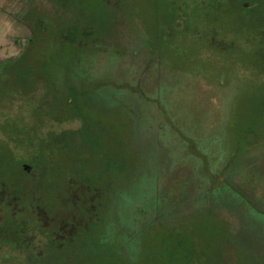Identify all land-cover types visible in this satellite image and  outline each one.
I'll return each mask as SVG.
<instances>
[{
  "label": "rangeland",
  "instance_id": "obj_1",
  "mask_svg": "<svg viewBox=\"0 0 264 264\" xmlns=\"http://www.w3.org/2000/svg\"><path fill=\"white\" fill-rule=\"evenodd\" d=\"M68 1L77 14L91 17L94 24L106 29L103 43L93 46L95 51L88 58L92 61L86 60L90 71L98 75L96 79L94 73L93 80L128 85L136 91L132 99L145 104V108L133 111L125 94L113 104L115 99L107 97L111 95L108 86L103 87L104 97H100L102 88L95 89L85 83L83 74L77 75L81 88L83 84L92 92L89 99L93 98L78 102L91 121L97 122L94 130L102 128L95 133L98 145L82 148L90 155L91 169L100 168V153L111 152L121 158L124 170L111 178L118 187L137 174L145 155H154L157 163L170 166L160 172L163 176L158 186L161 190L169 188L171 197L177 198L188 180L196 189L197 172L205 188L231 182L249 205L264 213V61L257 53L253 30H240L237 14L222 17L195 10L198 15H192L191 8H180L187 15L179 22L169 0ZM53 8L49 0H0V74L7 63L22 56L34 35L35 22L52 17ZM51 46L45 38L29 46V64L47 79L65 60L53 53L56 48L51 51ZM69 57L73 59V55ZM42 92L39 87L34 98L39 99ZM35 102L26 99L11 105L0 101V122L7 124L1 139L27 136L16 133L37 121L32 114ZM136 116L145 122H138ZM42 123L47 126L49 120ZM80 125L77 120L63 124L61 130H75ZM149 135L155 139L163 135L164 142H153ZM9 147L16 159H24L28 151L24 145L9 143ZM235 154L238 157L231 163ZM67 157L65 153L58 157L64 169V164L71 165V161L66 163ZM51 204L55 209V203ZM247 207L243 204L241 210ZM2 213L0 207V222ZM237 216L200 211L172 228H153L133 264H184L186 252L192 255V264H264V227L249 216ZM31 228L29 235L40 236ZM39 239L33 246L43 250V238ZM33 246L20 245L18 249L0 244V264H32L30 256L36 255Z\"/></svg>",
  "mask_w": 264,
  "mask_h": 264
},
{
  "label": "trees",
  "instance_id": "obj_2",
  "mask_svg": "<svg viewBox=\"0 0 264 264\" xmlns=\"http://www.w3.org/2000/svg\"><path fill=\"white\" fill-rule=\"evenodd\" d=\"M169 1L176 13L175 20L181 19L179 22L187 15V11L183 13L180 8H191L192 15H198L195 10H207L222 17L237 14L240 30H253L257 53L264 61V0ZM49 2L54 5L53 16L48 20L45 17L37 19V29L34 28V35L22 56L7 63L0 74V101L11 105L22 104L26 99L38 101L32 106V114L37 121L32 127L21 128V132L16 133L27 136L14 135V138L4 141L1 136L2 132L6 133L7 124L0 122V207L3 209L0 244L9 243L19 249L20 245L33 246L35 239L42 237L44 248L33 246L36 255L30 256L32 264H133L140 256L149 231L163 225L172 228L192 219L200 211L218 215L225 211L235 216H249L258 222L257 225L264 227L263 222L260 224L264 213L249 205L250 202L233 189L231 182L223 183L219 188H205L203 177L196 172L197 188L193 189L192 182L188 180L181 194L177 198L171 197L169 188L161 190L158 186L159 177L163 176L160 172L170 166L163 167L165 162L162 165L157 163L154 155H145L137 174L133 173V177L118 187L112 184L111 178L124 170L121 158L111 152L100 153L101 161L97 164L100 168L97 171L91 169L93 162L82 148L85 145L95 148L98 145L95 133L101 132L102 128L94 130L97 122L91 121L78 102L81 99L91 102L93 98L89 99L92 92L83 84L86 90L81 88L77 75L83 74L85 83L95 86V89L102 88L100 97H104L106 88L103 87L108 86L111 95L107 97L115 99L113 104L124 94L132 103L133 111L145 108V104L132 99L136 91L128 85L102 84L93 80L95 72L90 71L91 64L88 65L86 60L95 51L96 46H93L103 43L106 29L94 24L91 17L77 14L70 8L68 0ZM44 38L52 45L51 51L56 48L53 53L65 58L61 68L48 79L28 60L29 46ZM72 55L73 59L69 57ZM95 78L98 79L96 73ZM39 87L43 92L36 99L34 95ZM84 105L87 107L86 103ZM142 119L137 117L138 122L144 121ZM45 120H49L47 126L42 123ZM77 120L81 123L79 128L61 130L63 124ZM44 126L48 128L40 134ZM162 136L158 139L150 137L153 142L160 143V140L164 142ZM19 137L25 142L20 143ZM9 143L14 147L24 145L28 148L24 159L14 157ZM64 153L68 155L66 163L71 161V165L64 164L65 169L58 160ZM237 157V154L230 157V162ZM25 165L30 167L28 171L24 169ZM102 180L104 183L100 185ZM51 203H55V209ZM243 204L248 206L247 210H241ZM41 211L43 215H40ZM30 228L38 230L41 237L29 235ZM183 259L184 264H192V255L188 252Z\"/></svg>",
  "mask_w": 264,
  "mask_h": 264
},
{
  "label": "water",
  "instance_id": "obj_3",
  "mask_svg": "<svg viewBox=\"0 0 264 264\" xmlns=\"http://www.w3.org/2000/svg\"><path fill=\"white\" fill-rule=\"evenodd\" d=\"M245 7L248 8V5H245ZM24 169L28 171L30 169V167L28 165H25Z\"/></svg>",
  "mask_w": 264,
  "mask_h": 264
},
{
  "label": "flooded vegetation",
  "instance_id": "obj_4",
  "mask_svg": "<svg viewBox=\"0 0 264 264\" xmlns=\"http://www.w3.org/2000/svg\"><path fill=\"white\" fill-rule=\"evenodd\" d=\"M44 225L46 226L47 225V223L45 222L44 223ZM61 226V225H60ZM62 229V227H60V230ZM42 238V237H41ZM45 239V238H44ZM4 244H6L5 242H4ZM9 244V243H8ZM9 245H11V244H9ZM12 246V245H11ZM14 247V246H13ZM26 247H28V246H26ZM28 249H30V248H28ZM28 249H26V250H28Z\"/></svg>",
  "mask_w": 264,
  "mask_h": 264
}]
</instances>
